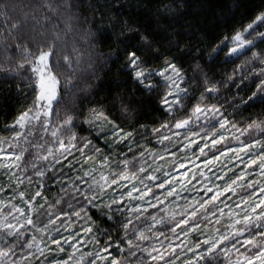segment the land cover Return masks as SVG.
<instances>
[{"label": "snow or ice", "instance_id": "obj_1", "mask_svg": "<svg viewBox=\"0 0 264 264\" xmlns=\"http://www.w3.org/2000/svg\"><path fill=\"white\" fill-rule=\"evenodd\" d=\"M81 4L82 0H0V72L4 78L18 77V90L35 80L32 102L5 126L10 135L0 137V169L7 180L0 184V193L5 194L0 199V264H264V110L238 127L228 119L222 104L206 99H218L219 90L236 84L234 77L240 75L241 82L251 78L255 84L241 104H264V30H258L264 28V9L230 39L225 36L213 47L210 61L223 53L224 63H240L218 81L201 73L202 82L196 85L200 94L190 107L193 90L181 86L187 85L189 78L182 74L175 56L168 55L184 47L181 33L174 28V6L159 0L150 9L159 36L135 22L125 19L121 23L120 35L137 40L125 44L123 66L142 92L156 94L163 113L162 120L151 128L158 142L179 138L181 131L186 139L194 136L190 131L193 125H199L201 131L207 129L203 141L211 136L214 148L225 139V125L240 133L232 137L239 141V148L226 147L224 154L242 167L236 166V172L226 175L231 170L223 166L215 177L220 184L197 169L204 178V183L196 180L203 189L200 195L199 189L186 181L189 173L181 172L177 180L161 167L144 166L145 156L163 159L155 149L152 155L147 148L136 147L134 137L142 139L144 135L137 129L147 131L146 125L126 130L103 109L93 108L81 121V128L89 126L83 129L87 135H82L77 131L79 115L65 110L61 116L57 109L56 120L51 119L61 95L59 86L63 84L66 92L77 87L73 81L82 54L75 43L71 55L66 49L67 36L74 22L79 23ZM89 7L102 16L99 4ZM115 23V14H110L109 26ZM161 42L166 44L163 51ZM148 49L152 50L150 57L142 54ZM158 58H163V63L153 67L150 61ZM65 69L67 74L61 79ZM225 103L231 107L235 98L228 96ZM120 107L128 113L123 100ZM94 140L103 141V145ZM192 143L188 140L184 147ZM207 147V143L197 146L202 153ZM217 159L213 155L204 163ZM183 167L179 160L173 161V168ZM158 172L162 175H156ZM49 182L59 185L51 201L45 195ZM186 183L197 195L181 197L176 192L174 184L184 190ZM181 199L183 204L175 203ZM165 201L173 204L172 210ZM157 205L161 206L159 214ZM181 236L180 243L173 242ZM85 238L98 251L81 252L78 245L83 247ZM114 245L121 253L119 259L109 252Z\"/></svg>", "mask_w": 264, "mask_h": 264}, {"label": "trees", "instance_id": "obj_2", "mask_svg": "<svg viewBox=\"0 0 264 264\" xmlns=\"http://www.w3.org/2000/svg\"><path fill=\"white\" fill-rule=\"evenodd\" d=\"M78 2L80 0H73V3ZM165 2L174 6L172 13L174 28L183 37V50H173L168 55L175 56L177 64L183 70L182 74L189 78L188 84L181 83V86L193 90L190 93L193 99L188 102L190 107L200 94V89H197L196 85L202 82L201 73H207L210 78L218 81L226 78L232 72L234 66L240 63V60L224 63L223 53L217 56L215 60L210 61L209 54L212 52L213 47L219 45L225 36L230 39L235 30L241 29L254 18L256 13L264 9V0H165ZM158 3L159 0H82L81 17L78 24L74 22L73 31L67 36L66 49L71 55L75 43L82 54V62L76 67L75 80L73 81L77 87L66 92L63 84L59 86L61 95L58 97L59 103L53 106L51 119L56 120L57 109L61 116H63L65 110L79 115L81 119L77 121V131L82 135H87L83 129L89 126L83 125V128H81V121L85 115H89V110L93 108L103 109L110 120L126 130L144 124L147 131L137 129V131L144 133L143 138L134 137L138 140L136 147L143 146L152 155L155 154L152 152L155 149L163 157L162 160H151L145 156L144 166L147 168L159 164L163 169L165 167L169 169L172 167L174 160H178L182 154L184 155L189 151V147H184L188 140H193L192 145L197 147L198 143L196 142L203 140V137L207 134V129L201 131L199 125H193L190 131L196 133L194 136H187L186 139V134L181 131L179 138L172 137L170 141H165L163 144L158 142L155 135L151 134L152 126L163 118V113L159 110L157 104L156 94L153 93L149 96L148 93L142 92L139 86L130 79V73L123 66V48L125 44L129 40L132 44H135L137 40L127 34L120 35L122 21L126 19L129 23L135 22L141 27L146 26L149 34L162 35L155 31V13L150 10ZM97 4L100 6L102 16H97L89 7V5L96 7ZM110 14L116 16V23L112 26H109ZM258 30H264V28ZM89 32L91 35H89ZM159 47L163 51L166 44L161 42ZM197 47L200 49L199 52H197ZM142 54L150 57L152 50H144ZM241 59H244V57H241ZM0 63H2V58H0ZM150 63L153 67H156L163 63V58H158L155 62L150 61ZM61 64L63 65V61H61ZM196 65H199V68ZM66 74L67 70L65 69L61 73V79ZM234 79L237 83L221 88L218 99H206L212 103L222 104L224 111L228 114V119L237 123L239 127L241 121L246 122L249 117H256L257 113L264 110V104H250L247 107L241 104V98L246 97L251 91L255 90V84L251 78L241 82L240 75L234 77ZM193 80L196 81V84L192 83ZM18 83H21L18 77L4 78L3 72H0V137L10 135V132L5 130V126L14 119L19 111L30 104L35 96V92L32 90L35 86V80L28 87H24L22 84L21 90L17 89ZM228 96L235 98V104L231 107L225 103V98ZM121 100L128 104V113L121 110ZM233 112H235V115H233ZM177 115H180V113H177ZM201 123L205 122L202 120ZM225 130L224 134L227 133L229 136L225 135V139L220 141L215 148L212 145L209 146L201 155L203 159L223 153L226 147L232 148L240 144L239 141L232 139L234 135H240V133L233 132L228 125H225ZM162 131L165 135H170L168 130L163 129ZM172 131H175V129ZM92 135L95 136V132ZM246 135H241L240 139L244 140ZM208 138L212 137L209 136ZM94 143L103 145L101 140H94ZM135 150L134 148L133 151ZM172 152L176 153L175 157L168 154ZM126 154L131 155V153ZM68 175L71 176L72 173L68 172ZM24 184L27 186L28 181L25 180ZM47 189L45 195L48 196L49 200L56 198L59 185H53L49 182ZM28 190L31 191L32 189L28 188ZM160 207L157 205L158 214ZM167 207L171 210L169 206ZM149 211H152V209H149ZM92 214L95 216L94 212ZM64 219V217H61V220ZM79 223L77 221V225ZM113 235L116 234L113 233ZM86 242L88 244L87 238ZM88 249L98 251L95 244L92 243L91 249L90 247ZM109 252L112 256L118 259L121 258V253L115 245L109 249ZM221 260L223 261V258Z\"/></svg>", "mask_w": 264, "mask_h": 264}, {"label": "rangeland", "instance_id": "obj_3", "mask_svg": "<svg viewBox=\"0 0 264 264\" xmlns=\"http://www.w3.org/2000/svg\"><path fill=\"white\" fill-rule=\"evenodd\" d=\"M224 135L229 136V134H227V133L224 134ZM211 139L212 138H208V141H203L202 140V141H199V142H196V143H198V145L201 146V147H203V143H207L208 147H209V146H211V143H210ZM239 146H240V144L238 146H235V147H232V148L233 149H237V148H239ZM207 148H205L204 151ZM188 149H189V151L184 153V155L182 154L179 157V159H178L180 162H182L184 164L183 168H173V165H172V167H170L169 169L167 167H165L163 169L159 164H156L155 166H151V167H153V168L161 167L163 170L168 171L171 175H175L177 180H179V178H180L179 174L181 172L189 173V175L186 177V181L191 182V184L195 188L199 189V194L200 195H203V189L200 188V184L196 183V180L199 179L201 181V183H204V178L200 177L199 172L197 171V169L203 170L205 172L206 178L208 180H211V181H214L217 184H220L221 181L220 180H216L215 177L220 175V171H221V168L223 166H227V168H229L231 170L229 172H226L225 173L226 175H231V172H236L237 171V167L236 166L242 167V165H240L239 161H237L235 159H231L230 155H225L224 152L216 155V157H218V159L216 161L206 165L204 163V161L206 159H203L201 157V155L204 152L203 153L200 152L198 150V148L194 147V145H192V144H191V146ZM207 159L211 160V157L207 158ZM21 167H24V163L23 162L21 163ZM3 172H4V170L0 169V184H4V183L7 182L6 177L4 176ZM29 175H31V171L30 170H29ZM156 175L161 176L162 173L158 172V173H156ZM21 179H23V177H21ZM173 186L176 188V192L181 197H191V196L197 195L196 192H193L191 190V188H189L187 186V183L185 184V189L184 190H181L175 184ZM165 187H167V186H165ZM161 191H163V190H161ZM238 191H239V189H238ZM4 196H5V194L0 193V199L4 198ZM172 199H174V198H172ZM221 199H224V198L222 197ZM175 203L183 204L184 200L181 199V200L175 201ZM224 203L227 204L228 200L224 199ZM165 204L167 206H169L171 208V210H172V208H173V204L172 203H170L169 201H165ZM221 207H223V205H221ZM225 212L227 213V209H225ZM182 240H183V237L181 236L179 238V240H174L173 242L174 243H180V241H182ZM82 243L84 245L83 247L78 245V247L80 248L81 252H84L85 250H89L88 247H90V249H91V242L88 241V244H87L86 238H85V241H83ZM86 259H87V257H86ZM181 259H184V258L182 257ZM108 264H110V261L108 262Z\"/></svg>", "mask_w": 264, "mask_h": 264}]
</instances>
